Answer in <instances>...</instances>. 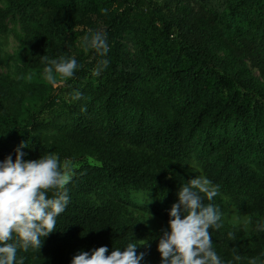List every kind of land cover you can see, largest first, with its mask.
<instances>
[{"label":"trees","instance_id":"1","mask_svg":"<svg viewBox=\"0 0 264 264\" xmlns=\"http://www.w3.org/2000/svg\"><path fill=\"white\" fill-rule=\"evenodd\" d=\"M206 1L0 0V161L23 142L25 160L52 153L72 175L56 230L17 250L24 264L129 243L140 264H161L171 206L196 176L219 185L204 203L222 214L209 231L223 264H264V0ZM15 18L25 41L12 69ZM90 29L106 32V56L81 48ZM42 56L83 67L51 84Z\"/></svg>","mask_w":264,"mask_h":264},{"label":"clouds","instance_id":"2","mask_svg":"<svg viewBox=\"0 0 264 264\" xmlns=\"http://www.w3.org/2000/svg\"><path fill=\"white\" fill-rule=\"evenodd\" d=\"M101 11L106 14L108 10ZM80 46L84 52L94 50L100 57L110 50L106 32L91 29L82 37ZM42 63L44 78L51 84L57 83V76L64 80L73 78L83 67L75 57L42 56ZM108 63L107 59L99 60L92 75L99 76ZM71 99H82V93L73 91ZM26 146L22 142L17 147L15 160L8 155L0 161V264H24V257L17 259L18 249L40 250L41 238L56 230L57 217L65 211L70 199L65 186L72 175L67 165L62 167L59 157L52 153L25 160L26 153L20 149ZM218 194L219 185L205 176H196L180 187L178 202L171 206L168 228L157 245L161 264H223L213 249L209 231L221 227L222 214L216 205L204 203L205 198L212 201ZM228 236L235 239L234 233ZM137 247L129 243L123 250L114 248L106 255L107 246H100L91 252H79L71 264H140L145 254L137 255ZM235 259L241 257L236 255ZM249 264H257V258L250 259Z\"/></svg>","mask_w":264,"mask_h":264},{"label":"rangeland","instance_id":"3","mask_svg":"<svg viewBox=\"0 0 264 264\" xmlns=\"http://www.w3.org/2000/svg\"><path fill=\"white\" fill-rule=\"evenodd\" d=\"M211 1L214 2L213 0ZM206 2H208V0ZM209 5L210 6L207 8L208 10L211 8H215L214 6H211L212 5L211 3H209ZM10 29H11V33L8 42L5 46L4 54H5L7 66L8 67L10 66L12 69H14L16 66V59L22 51V47L25 39L21 32L20 24L16 18L12 19L10 23ZM231 211H234L233 206H231ZM228 220L230 222H233L232 218H228ZM159 227L160 226H156V228Z\"/></svg>","mask_w":264,"mask_h":264}]
</instances>
